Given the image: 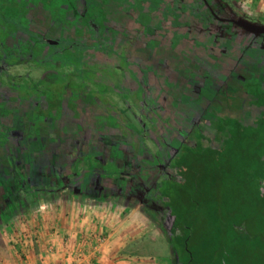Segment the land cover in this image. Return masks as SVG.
<instances>
[{
  "label": "rangeland",
  "instance_id": "rangeland-1",
  "mask_svg": "<svg viewBox=\"0 0 264 264\" xmlns=\"http://www.w3.org/2000/svg\"><path fill=\"white\" fill-rule=\"evenodd\" d=\"M39 1L46 3L48 9L56 11V13L53 14L54 17H61L64 22L67 20L70 25L69 17H71V15L68 14L67 8H65V10H61L60 8H64L63 5L72 6L73 4H78L81 0ZM125 1L131 2V0H83V9L82 12L79 13L78 19L83 21V28L79 29L81 30L79 36L85 34V37H82L81 42L78 41L80 43L75 44L55 43L54 45L46 44V46L39 42V48L50 51L48 56L46 54L44 59H41L35 54L34 46L31 48H28V46H18L16 53H14L13 56H11L12 59H10L6 55L10 47L0 44V165L1 169H4H0V173H4L3 171H13L15 165L21 167L17 164L16 158L18 156L27 155L30 163L33 162L35 153L37 156L46 155L48 157L54 156V158H58L57 156H77L81 154L85 156L88 154L87 150L89 148H82L81 143H85L88 139H93L97 144L95 148L96 151H98L97 156L100 158L108 157L107 166L110 168L108 176L110 177L111 184H113L111 177L115 178L117 179L116 181L119 182L117 188H120L119 184L122 183L120 178L126 177L128 181L130 179L133 186L134 184L139 185L140 189L145 191V193L146 191L148 192L150 188H154L155 190L151 192L156 191L155 196L149 194L146 199L158 201L155 206H149L148 209H145L141 204L143 203L141 199L134 197L132 194L131 197L128 196L130 198L128 199L125 194L123 195L122 190L121 193L123 197L122 200L119 201L118 198H120L121 195L119 197L118 191L113 190L116 192L114 196L117 194V198L114 199L115 203H117V205L122 204L121 206L124 207L125 214H130L131 211L133 212L135 206L142 205L139 213L143 214V217L147 220V226L149 227L147 229L150 231L148 234L151 235L152 240L156 239L157 234L155 232L159 229V231L163 232V241L170 242L172 245L173 222L175 214H177V207L175 202L171 203L170 200H168V198L170 199L173 197L168 194L169 186L170 184L172 185L171 181L163 184L164 180H162L169 170L172 159L180 153V157L184 156L180 159V161L183 162L189 155V159L187 158L186 161L189 162L191 168H186L187 174H185V179H190L191 183L189 182L187 185L181 184L180 187L183 193L185 191L184 194L186 196L187 194H194L196 196L199 194V191L204 194L211 193V191H209L211 184L207 185L209 189L206 191L207 189L205 190L199 187L200 185L194 178L198 177L200 175L199 171H203L206 166H208L209 169L216 167L211 161L215 163L218 162L214 159L210 161V158H206L205 155H202L200 161H197V158H195L200 153L193 141L196 132L201 128L199 124L202 123L207 126L206 128H210L211 126L208 125V121L206 120L207 117L211 115L217 117V119L213 121L214 124H211L214 127L213 129L217 132V137H215L216 139L211 137V139L213 143H218V139L227 140L226 143L222 142L219 147L221 150L219 152L223 153V155L218 157L220 162L225 160L228 161L229 157H231L236 159L239 164H249L245 156L251 151H255L259 156H262L264 161V90L261 88V78L264 80V64L260 65L263 67L260 73L255 69L256 67L253 66L245 70L243 67L239 68V70L242 69L239 75L243 74L242 76H244L242 82L238 81L240 85L235 83L225 85L224 87H217L216 84H214L215 86L211 87L212 83L210 79H203V84L197 81L199 85V90H197V92L200 91L204 93L208 91L209 93H205V96H211L213 99L211 101L213 105L205 109L207 113L202 118V121L199 119L201 118L200 111L203 108L201 105L203 100L200 99L201 96L195 97L197 93L193 95L195 100L190 99L189 102L190 105H194L193 107L189 108L186 106L188 109L183 107L184 105L180 107L181 111L187 113L185 117L183 113L180 112V114L178 113L173 117V120L169 119L167 116L168 113L164 111V113L160 112L161 107L158 106V102L156 103V101L153 100L155 96L158 97V93H161L159 96L161 99L172 98L178 101L183 95L182 93H184V84L171 75L167 76V74H163V70L160 66V68H158L159 75L154 72L150 75L157 78L161 85L157 89L153 86L151 87L148 81L149 76L147 77L149 72L139 70L141 69V64L139 63L140 58H144L148 51H138L134 45L140 41V43H143V47L147 45L149 50L160 49L161 46H159L157 40L144 38V35L149 33L148 30H144V26H147L146 29L149 28L148 25L151 23L148 24L147 21H150L151 17L146 21H144L142 17L144 14L146 19L147 13L160 10L161 6L157 5V3L162 0H149L151 4L147 6L143 5L142 7L139 5L127 6L126 9H124L125 13H123L124 11L120 12L119 9L122 8ZM139 1L143 2V0ZM26 2L32 3L35 2V0H0V3H3V5H0V19L14 18L16 15H19V19L26 18L20 12L15 13L14 17L8 16L5 12L6 3L15 4L13 8L19 9ZM175 5L176 7L172 6V9L169 10L170 17L176 14L182 6L179 3ZM197 6L198 5L191 7L188 5L187 7H183L188 8L190 11H196ZM112 7L115 9H112ZM115 10H117L116 14L114 13ZM125 18H128L132 25L138 24L140 26L139 29H136V33L127 35L126 30L123 31L122 27L125 25V21L128 23V20H125ZM18 29L25 33V30L28 28L20 23ZM151 29L157 30L154 27H151ZM158 33L162 35L163 38L164 35H172L173 32ZM141 35L143 36L141 37ZM86 36L88 41L92 42L91 44H88L89 42L85 39ZM175 38L177 39L175 36L169 38L170 45L177 42ZM170 48L172 47L170 46ZM92 49L96 52L93 53ZM24 50L27 51L26 54H22ZM30 50L33 52L30 53ZM83 55L86 56L87 60H81L83 59ZM19 56H23L24 59H18ZM104 56H106V59H103ZM108 56L109 59H107ZM210 57L215 59V56L211 55ZM224 58L232 57L230 54H227ZM114 61H116V63ZM171 61L173 60H170V63ZM260 61L263 60L260 59ZM195 62L196 61L189 67H184L186 63L182 58V62L176 65H182L176 67V76L182 78V76H185L190 70L193 74H197L198 70L204 71L207 68V62L201 66L199 63ZM96 64L105 70L106 77L101 78V80H107L106 82L109 81L112 86L115 85V90L110 87V91L108 88H101L100 85H97L95 82V80L97 81V77H94L93 73H86L84 70L88 66H95ZM123 64L125 66H123ZM157 64L158 63H156V65ZM171 65L173 64L171 63ZM133 67H138L139 69L133 72ZM73 68H75L76 74ZM111 69H114L115 72L112 73ZM79 72L80 75H78ZM73 76L74 78H72ZM137 76L143 79V86L129 88L128 86H132L130 84L128 85L129 81L136 79ZM78 82L80 83L78 84ZM119 83H122L123 86L121 87L119 85V87H117L116 84ZM94 91H96L95 95ZM93 95L101 103L106 101L108 104L107 110H109L110 113L114 114V110L116 109L119 112V117L115 115L109 116L105 108L106 106L100 107V103H98L97 100H95L94 103L93 99H90V102L87 100L88 106H86V109L100 107L107 118L103 115L104 118H98V126L87 127L88 125H86L81 128L83 131H80L74 126L75 123L80 120L82 113L81 107L77 105L73 107L75 116L72 118L69 117V122L73 121L72 123L65 121L68 117H64L63 119L64 109H49L51 103L48 99L66 98L69 101L71 100V103L74 105V103L77 104V102H81L82 99L86 100L89 97H93ZM202 96H204V94ZM80 97L81 101L79 100ZM157 97L156 100H158ZM226 104L231 108H227ZM79 105L81 104L79 103ZM10 106H17L18 111L16 113H10L7 109V107ZM176 107V103L172 102V108ZM253 107L257 109L259 113H257V117L254 116L251 119L250 117L248 118L242 110L245 108L252 109ZM66 109L68 108L66 107ZM229 112H233L232 114L238 117L229 115L232 116V118L225 119V116H227ZM7 118L12 121V124L10 120H6ZM24 119L26 120V124ZM61 119L63 125L61 126V124L58 123L57 127H55L56 130L53 131L54 127L52 125L50 127L51 122H58ZM168 119L173 122H170ZM244 120H248V123ZM240 121L245 122L242 128L239 125ZM9 124H11L14 129L7 126ZM156 124L159 126L157 127ZM164 124L166 128H164ZM28 125L33 127L30 132L27 131ZM192 126L194 127L192 128ZM167 128H170V130ZM134 137H137L138 140L135 141ZM25 138H28L29 143L32 142L34 146L36 145L35 153L34 146L28 145L27 152L26 149H23V147L27 146L23 145V141L26 140ZM68 142H75V144L73 143L74 145H71V143L68 144ZM183 142L186 144L184 145ZM187 143L193 148L192 150H186ZM231 143L232 146H230ZM39 145L47 146V148L42 151L39 149ZM225 146H228V148ZM232 147L234 148L233 150ZM112 158L115 159L116 163L118 159L124 161L123 163L125 164L120 165L121 168L124 167V170L117 167L115 165L116 163L113 164V162L110 161ZM176 160L178 162V159ZM101 162L102 160H100V164ZM256 165H260V162L254 163L252 167L253 170ZM149 169H156V173H160L157 180L154 179L156 175L150 180L149 175H147L150 171ZM19 170L22 171L21 169ZM121 171L130 172L132 175H122ZM169 171L171 172V170ZM32 172L44 173L42 165L33 166ZM137 172L139 176L136 175ZM145 172L147 173L145 174ZM16 174L17 173H15V175ZM4 175L5 177H7V175L9 177V174L4 173ZM18 176L19 175L16 177L13 175L11 176L14 177L13 184ZM138 177L140 178L138 179ZM262 179L263 182L258 186V190L264 193V177H262ZM153 180L154 183L152 182ZM128 181L125 180L126 183H128ZM102 183L105 184L109 182L102 180ZM0 187L2 188L3 186L0 185ZM243 190L249 192V189L244 185ZM163 193L165 195H163ZM129 205H131V207H129ZM207 207L208 206L205 204L203 208L206 209ZM189 208L191 207L186 205L184 210ZM189 210L194 211L192 208ZM193 214L194 212L192 213L194 219ZM151 223H153L154 226H150ZM196 225L198 230L194 233V237L192 238V242L195 244L192 243L191 245L192 250L195 251L197 255L194 246L203 236L202 233H205L208 229L207 216H201ZM243 228L245 232L251 236H257L259 240L261 239L260 241L264 240L263 234L260 233L257 228L256 230H250L246 228V226ZM207 242V240L204 241V247ZM153 246L156 250L160 247V250H163V246L159 242ZM172 255L173 264H178L176 253L174 252ZM202 258V256L197 257L194 264H209L208 260L204 262ZM220 259L221 258H215V262L212 259V264L213 262L214 264H221ZM261 263H264V253L257 248L252 250L249 258L244 257L242 261V264Z\"/></svg>",
  "mask_w": 264,
  "mask_h": 264
},
{
  "label": "crops",
  "instance_id": "crops-1",
  "mask_svg": "<svg viewBox=\"0 0 264 264\" xmlns=\"http://www.w3.org/2000/svg\"><path fill=\"white\" fill-rule=\"evenodd\" d=\"M145 2L135 0L131 3ZM219 3L232 11L241 23L264 28V0H219ZM237 25L251 32L239 23ZM242 32L226 33L225 38ZM225 38L221 42H226ZM221 42L217 41L218 46L211 50H218L216 47L220 48ZM259 43L257 40L250 46L254 49ZM261 50L264 54V47ZM227 51L233 52V48ZM220 59L222 67L226 68L228 58ZM261 82L264 90L262 78ZM211 98L205 97V102L210 103ZM102 111L83 110L76 122L77 128L98 126V118L104 114ZM107 112L112 115L109 110ZM32 129L27 126V131ZM81 144L82 148H89L87 155L54 158L37 156L36 145L30 142L35 149L33 162L30 163L27 155L18 156L17 164L21 167L15 165L13 171H3L9 177L0 173V185L3 186L0 187V264H173L174 248L170 242L163 241V232L159 229L155 232L156 239L152 240L147 220L139 213L142 205L125 214L122 204L115 203L117 194L114 196L113 190L117 179L111 177L113 184L110 183L108 157L97 156V144L93 139ZM27 147H23L26 152ZM46 148L39 145L42 151ZM110 161L116 163L113 158ZM39 164L44 173L32 172V167ZM12 175H19L14 184ZM102 180L109 183L104 184ZM150 226H154L153 223ZM158 242L163 250L154 248ZM81 253L82 261L79 260Z\"/></svg>",
  "mask_w": 264,
  "mask_h": 264
},
{
  "label": "trees",
  "instance_id": "trees-1",
  "mask_svg": "<svg viewBox=\"0 0 264 264\" xmlns=\"http://www.w3.org/2000/svg\"><path fill=\"white\" fill-rule=\"evenodd\" d=\"M132 1L134 0H131V2ZM131 2L129 3L125 1L124 5L122 6V8L119 9V11L123 12L127 6L136 5ZM0 5H3V3L2 4L0 3ZM83 5H84V2L83 0H81L78 4H73L72 6L63 5L64 8L62 7L60 8L61 10H65V8H67L68 14L71 15V17H69V20H70V25H69L67 20L66 22H64L63 18L54 17L53 14L56 13V11L48 9L47 4L44 2H40L39 0L37 1L35 0V2H32V3L26 2L19 9L13 8L15 4L6 3L5 12L8 16L14 17L15 13L20 12L26 17V18L19 19V15H16L14 18H7L4 20L0 19V39L2 38L0 44L10 47L6 53L7 57L12 59L11 56H13V54L16 53L18 46H28V48H31L34 46L35 54H37L41 59H44L46 54L48 56L50 51L43 49V48H39L38 46L39 42H41V44H44V45L46 44L54 45L55 43L56 44L57 43L59 44L80 43L82 37H85V34L83 36H79L81 32V30L79 29L83 28V21L78 19V15L80 12H82ZM112 9H115V8L112 7ZM116 11L117 10L114 11L115 14L117 13ZM126 20L128 19L126 18ZM125 22L127 23V21ZM20 23L21 25H25L28 28L25 30V33L21 32L18 29ZM87 36L85 39L88 41ZM88 42H89L88 44L92 43L91 41H88ZM25 50L22 52V54L23 53L26 54L27 51ZM92 50H93V53L96 52L94 49ZM208 50L212 51L211 49H208ZM31 52L33 51L30 50V53ZM105 57L106 56H104L103 59H106ZM231 57H232V54H231ZM18 59L23 60L24 57L19 56ZM107 59H109V56L107 57ZM81 60H87L86 56L83 55V59ZM228 61L229 62L227 63L226 68L224 67V69H222V72L225 73L224 76L222 75V72H221V74L211 75L210 78H207V79H210V82L212 83L211 87L215 86L214 84H216L217 87H220V86L224 87L225 85L235 84V83L239 84L238 81L240 80V78H244V76H242L243 74L239 75V73L242 70V69L239 70V68L243 67V69L245 70L253 66L251 62H249L248 64L249 67H248L245 64L236 62V59L230 60V58H228ZM97 64L95 66H92V65L88 66L84 70L86 71V73L88 74L93 73L94 77H97V81L95 80V82L97 85L99 84L101 88L109 89L110 87L111 89L115 90L116 89L115 85L112 86L109 81L106 82L107 80L105 81L101 80V78L106 77L105 72H104L105 70L99 67ZM74 69L75 68H73V70ZM136 69H139V68L133 67L132 68V70H134L133 72H135ZM139 70H143V69L141 68ZM256 70L259 72L258 68ZM76 73L77 72L75 71V74ZM78 75H80V72L78 73ZM72 78H74V76ZM156 79L157 78L151 76V78H149L148 81L151 87L153 86L157 89L161 84H160V81ZM133 80L134 81L132 83V86H143L142 85L143 79L141 77L137 76V78ZM181 82L182 84H184V93H182L183 95L179 98L178 101L172 98L171 99L169 98L161 99L160 97H157V96H155L153 100V101H156V103L158 102L159 104L158 106L161 107L160 112L164 111V112L169 113L167 116L169 119H172V120H173V117L176 115V114H173V112L170 113L168 111V108L170 109L172 108V102H175L176 105L180 107L184 105L183 107L185 108L186 106H188L189 108L194 106V105L189 104L190 97H188L187 92H185L186 91L185 89H187V91H190V89H192L191 88L192 86L185 85V82L183 80H181ZM79 83L80 82H78V84ZM119 85L121 87L123 86L122 83L116 84L117 87H119ZM205 93H209V92L206 91L202 93L198 91L197 95L195 96V97L201 96L200 99L203 100V103L201 104L203 108L200 111L202 114L201 118L199 119L200 121H202V118L207 113L205 111L206 107L208 108L213 105V103L211 102L213 100L212 98H211L210 103L205 102V97H208V96H205ZM95 94H96V91H94V95ZM160 94L161 93H158L157 95L160 96ZM203 94L204 96H202ZM67 95H68V92H67ZM94 95L93 97H89L86 100L82 99V101L80 97L79 100L81 102L79 103L81 105H79L78 102L77 104L74 103L73 105L71 103V100L69 101L66 98H63V99L59 98V99H53V100L48 99V98L47 99L51 103L50 104L51 106L49 107V109L51 108L52 109H55V108L64 109L65 112L63 115V119L64 117L65 118L68 117L67 119H65V121L69 122V117L72 118L75 116L74 114L75 111L73 107H76L77 105L78 107H81L83 111V109H85L86 106H88L87 104L88 102H90V99H93V103L95 100H97V98ZM156 97L158 98V100H156ZM191 99L195 100L194 97ZM87 100L88 102H86ZM98 103H100V107L106 106L105 108H107L108 104L106 103V101L104 103H101V102H98ZM161 104H163L164 106ZM226 105H227V108L228 107L231 108L228 104ZM198 106H195V107H198ZM66 107L68 109H66ZM100 107L91 108L90 113L91 112L94 113L95 111H98V110L101 111ZM7 109L8 111H10V113H14V112L16 113L18 111L17 106H14V107L10 106V107H7ZM179 109L180 110L178 113L179 114L180 112L183 113V116L185 117L187 113L185 111L184 112L181 111V108ZM243 110L242 112H244V114L248 118L250 117L252 119L254 116L256 117L258 116L257 113L252 114V112L251 113L248 112L246 108ZM232 113L233 112H229V114L225 116V119H230L232 118V116L238 117L237 115L232 114ZM103 115L105 116V118H107L105 114ZM103 115L101 117H103ZM113 115L119 117V112L115 109L114 114L110 116H113ZM229 115H232V116H229ZM216 119L217 117H214L213 115H211L210 117H207L206 120L208 121V125L211 126L210 128L209 127L206 128L207 126H205L202 123L199 124L201 128L196 132L195 139L193 140L196 148H198V151L200 152L196 157L194 156L195 158H197V161H200V158H202V155H205L206 158H210V161L211 159L218 161L217 163H215L214 161H211L213 162V165L215 164L216 167H214L213 169H209L208 166H206L203 171L201 170L199 171L200 175L198 173L199 176L194 178V180L197 181V183L200 185L199 187H201V189L203 188L205 190L207 189L206 191H208L209 189L207 185L211 184L210 190H209L211 191V193H209L210 195L204 194L203 192L199 191V194H197L196 196L194 194L192 195L187 194L186 196L184 194L185 191L183 193L182 188H180L181 184L187 185L190 182V179H185V174H187L186 168H191L189 166V162L186 161L189 155L183 162L180 161V159L184 156L180 157V153L175 158H173L171 164L169 165V170H171V172L168 170L162 179L164 180L163 184L171 181L172 185L170 184L169 186L168 194L171 197L172 196L173 197L170 199L168 198V200H170L171 203L175 202V205L177 207V214H175V218L173 222V232H172V242L171 243L177 255L178 264H194L195 259L199 256L203 257L202 259L204 260V262L205 260H208L209 264H212V259L215 262V258H221L220 259L221 264H242L244 257L249 258L254 248H257L258 250L264 253V240L260 241L261 239L259 240L257 236L255 237L251 236L250 234L246 233L243 228L244 226H246V228H249L250 230H256L257 228V230L260 233H262L264 236V193L261 190H258V186L262 184L263 182L262 177H264V161L262 159V156H259L255 151L253 152L251 151L249 154H247V156H245L249 164H246V165L239 164L236 159L231 158V157H229L228 161L225 160L223 162H220L218 160V157L223 155V153L219 152L221 151L219 147L222 142L226 143L227 140L217 138L218 143L217 142L213 143L211 137L212 138L217 137V132L216 130L213 129L214 127L211 124H214L213 121ZM6 120H10V119L7 118ZM248 120L246 121L244 120V121L248 123ZM61 121L62 119L58 122H51L52 123L51 125L54 127L53 131L56 130L55 127H57L58 123L61 124ZM169 121L173 122L171 120ZM72 122H69V123H72ZM245 122L240 121L239 125L241 126V128H242V125L245 124ZM11 124H12V121H11ZM11 124L7 126L11 127L12 126ZM25 124H26V120H25ZM158 126L159 125H157V127ZM162 126L160 127L163 128ZM74 127L77 130H81L82 128L80 126L77 128L76 125ZM193 127L194 126H192V128ZM164 128H166L165 124H164ZM167 129L170 130V128H167ZM134 140L136 141L138 140V138L134 137ZM24 144L27 146L30 144L28 139L23 141V145ZM185 144L186 143H184V145ZM230 146H232V143L230 144ZM189 147L190 146L187 143L186 150L189 151L193 149L192 147L190 148ZM225 147L228 148V146H225ZM233 149L234 148L232 147V150ZM250 158H251V161H250ZM176 159H178V162ZM179 161L182 163H180ZM255 162H260V165H256L255 169L253 170L252 167ZM57 171L58 170H56V172ZM175 175L177 176V178ZM173 181L176 183H174ZM243 185L249 189V192L243 190ZM163 195L165 194L163 193ZM223 197H224V200H223ZM205 204L208 206L206 209L203 208ZM186 205L187 206L189 205L194 211H190L189 209L191 208L184 210ZM193 212H194L193 214L194 219L192 217ZM203 215L207 216L208 229L205 233H202L203 236L201 237L200 240L197 241L196 245L194 246V250H196L197 252V255H196L195 251L192 250V245H191L193 243L192 238L194 237V233H196L198 230V227L196 224L198 223L199 218ZM205 240L208 241L205 245L206 249L203 245ZM261 264H264V263H261Z\"/></svg>",
  "mask_w": 264,
  "mask_h": 264
},
{
  "label": "flooded vegetation",
  "instance_id": "flooded-vegetation-1",
  "mask_svg": "<svg viewBox=\"0 0 264 264\" xmlns=\"http://www.w3.org/2000/svg\"><path fill=\"white\" fill-rule=\"evenodd\" d=\"M215 2L218 3L216 4ZM176 3H179L182 6L179 8V11L176 14L170 17L169 10L172 9V6L176 7L175 5ZM148 4H151V1L146 0L145 4L142 3L136 5L142 7L143 5L147 6ZM157 5L161 6L160 10L147 13L146 19L143 14L142 19L146 21L151 17L150 21H147L148 24L149 23L151 24L150 25L146 24L149 26V28L146 29L147 26H144V30L149 31L148 34L144 35V38H147L149 40H157L159 42V46H161L160 49L149 50L147 48V45L143 47V43H140V41H138L137 44H134L138 51L140 50L148 51L144 56V58H140L139 61V63L141 64L140 67L143 70L149 72V75H147V77L149 76V78H151L150 74L153 72L159 75L158 68H160L161 66V69L163 70V74H167V76L171 75L174 78H176L178 81L183 80L186 85L192 86L191 87L192 89H190V91H187V89H185L186 90L185 92L190 94L187 95L191 99L193 98V95L197 93V90H199V85L197 81H199V83H203L202 81L203 79L205 80V78H210L211 75L221 74L222 69H224L225 66L223 65L224 67H222L221 64L222 59L220 58L223 57L224 59L225 55L227 54L230 55L232 54L233 58H230V60L236 59V62L238 63H242L248 66L249 62H251V64L254 67H256L255 69L258 68L259 73L261 72L260 68L263 67L260 65L264 64V54L263 51L261 50L264 47V34L258 35L252 32L249 33L246 32L243 28H240L237 25L238 23H241L239 19L236 17V15H234L232 11H228L226 6L221 5L219 3V0H162L161 2L157 3ZM188 5L191 7L198 5L196 9L197 13H195V11H190L188 8L183 7V6L187 7ZM123 13H125V10ZM139 27L140 26L138 24L132 25L128 21V23H126L122 28L123 31L126 30L127 35H130L136 33L137 31L136 29H139ZM151 27H154L157 30H153L151 29ZM169 31L173 32L172 35L177 37V39L175 38L177 42L173 45H170L169 38L174 36L168 34V35H164L162 38V35L158 33V32H169ZM234 31L236 32L243 31V32L241 34H237V35L234 34V36H229V37L227 36L228 38L227 37L225 38V35H228L230 34V32H234ZM142 36L143 35H141V37ZM224 38L226 42H221L222 39ZM257 40L260 41L259 46H257L254 49L251 48L252 46L250 45ZM217 41L223 43L222 46L220 48L216 47V49L218 50L215 49L216 51L214 52L209 51L208 49L212 48L213 50L216 45L218 46V44L216 43ZM170 46L172 48H170ZM232 48H233V52L230 51L231 52L230 53L229 51H227V49L230 50ZM211 55L212 56L214 55L215 59L211 58L210 57ZM181 57L185 60L186 63L184 67L191 66L192 63L196 61L195 58H199V60L196 61L195 63H199L201 66L202 64L207 62L208 63L207 68L204 71L198 70L197 74H193L192 71L190 70L189 72L186 73L185 76L179 78L178 76H176L177 75L176 67L178 66L180 67L182 65H178V66L176 65L182 62ZM204 57L206 59H204ZM260 59H262L263 61H260ZM170 60H173L171 61L173 65H171ZM156 63L158 64L156 65ZM123 66L125 65L123 64ZM113 72H115L114 69L112 70V73ZM222 75L224 76L225 73L222 72ZM242 79L243 78H240V80ZM133 81L134 80L129 81L128 85L129 84L132 85ZM196 83L197 86L195 87ZM129 87L132 88L134 86H129ZM177 107L180 108V106ZM177 107L172 109L168 108V111L170 113L173 112V114H177L179 112L178 111L179 108ZM84 110L90 111V109H86V108ZM246 110L250 113L252 112V114L258 113L257 109H255L254 107L252 109L246 108ZM61 125H63L62 121H61ZM123 162L124 161L121 160H118L117 162V167H119L122 170H124V167L121 168L120 165L125 164ZM149 170L150 171L147 175H149L150 180L153 179L154 175H156L154 176L155 177L154 179L157 180L159 178L158 176H160L159 175L160 173H156V169H149ZM121 172L122 175H126V174H129L130 176L132 175V173L130 172H126V171L125 172L121 171ZM146 173L147 172H145V174ZM136 175L139 176L138 172L136 173ZM139 178L140 177H138V179ZM125 180L128 181L126 177L120 178V181H122V183L119 184L120 188H117L119 183L118 181H116L114 184V188H115L114 190L115 191L117 190L119 194H122L121 192L123 190V195L125 194L128 199H130L129 197H131V194L134 197L141 199V201L143 202L141 204L145 209H148L149 206H155V204L158 203L157 200L150 201L146 199L147 196H149V194L151 196H155L156 191L151 192L155 190L154 188H150L148 192L146 191L145 193V191L140 189L139 185L134 184L133 186V184L130 182V179L128 183H126ZM152 182L154 183V180Z\"/></svg>",
  "mask_w": 264,
  "mask_h": 264
},
{
  "label": "water",
  "instance_id": "water-1",
  "mask_svg": "<svg viewBox=\"0 0 264 264\" xmlns=\"http://www.w3.org/2000/svg\"><path fill=\"white\" fill-rule=\"evenodd\" d=\"M239 25H241L242 27L248 29L249 31H251L252 33H256V34H264V28H252L249 25H245L243 23H239Z\"/></svg>",
  "mask_w": 264,
  "mask_h": 264
},
{
  "label": "built area",
  "instance_id": "built-area-1",
  "mask_svg": "<svg viewBox=\"0 0 264 264\" xmlns=\"http://www.w3.org/2000/svg\"><path fill=\"white\" fill-rule=\"evenodd\" d=\"M99 241H101V240H99ZM83 259H84V257H83V254L81 253V254L79 255V260L82 261Z\"/></svg>",
  "mask_w": 264,
  "mask_h": 264
}]
</instances>
